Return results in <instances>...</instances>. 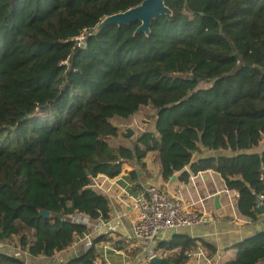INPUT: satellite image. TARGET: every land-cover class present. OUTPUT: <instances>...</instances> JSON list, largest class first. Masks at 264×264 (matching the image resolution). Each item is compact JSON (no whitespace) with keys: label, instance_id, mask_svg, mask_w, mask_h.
Here are the masks:
<instances>
[{"label":"trees","instance_id":"trees-1","mask_svg":"<svg viewBox=\"0 0 264 264\" xmlns=\"http://www.w3.org/2000/svg\"><path fill=\"white\" fill-rule=\"evenodd\" d=\"M142 1L0 0V242L16 237L23 252L0 248V264L67 249L91 230L72 222L76 213L108 219L92 179L114 178L124 161L143 165L153 151L163 180L181 172L188 182L186 167L214 170L239 193L243 215L260 211L264 0H164L173 13L153 19L149 36L135 21L77 44L104 17ZM145 106L154 108L152 126L110 157L108 141L119 135L113 118ZM202 148L218 154L194 159ZM108 240L97 236L77 257L47 264H96ZM159 246L172 252L170 264H186L198 243L177 233ZM236 250L230 264H264V231Z\"/></svg>","mask_w":264,"mask_h":264},{"label":"crops","instance_id":"crops-1","mask_svg":"<svg viewBox=\"0 0 264 264\" xmlns=\"http://www.w3.org/2000/svg\"><path fill=\"white\" fill-rule=\"evenodd\" d=\"M138 113L127 119L116 117L123 125L117 124L118 137L108 141L111 146L110 157L117 153L121 146H132L138 135L148 128V120ZM138 129H142L138 132L139 134H137ZM129 130L133 132L132 136H127ZM134 134L137 135L134 136ZM255 150H264V139ZM216 154L218 152L202 148L201 152L194 153V159ZM123 163L122 172L114 178L99 174L91 181L92 187L106 196L110 205V217L98 219L95 223L91 222L90 231L76 235L72 245L65 250L57 251L52 258L38 256L31 259L28 258L31 257L30 254L25 252L26 262H30L27 264L66 262L88 249L87 236L90 237V241H93L97 236L102 235L109 240L100 242L96 264H151L148 257L152 253L169 259V253L172 252L160 247L159 244L171 240L177 233L195 238L198 247L204 250L206 257L211 259L213 264H230L236 257L237 243L259 231H264V212L261 209L264 207V200L260 211L256 212V218L246 217L239 211V200L235 191H230L220 173L214 170L193 174L190 167H186L185 171L190 174L188 182L180 181L181 172H177L174 174L176 179L171 183V179L165 181L162 178L157 152L149 153L143 159V165L135 160ZM133 173H135L134 176ZM149 182H156L172 196L181 198L191 210L207 214L210 221L204 225L164 231L158 239L149 243L133 238L132 230L138 216L136 197L140 189ZM215 196H218V206H216ZM19 250V247L8 242L7 252L17 254ZM193 256L192 252L186 264H194ZM201 263L210 264L205 259H201Z\"/></svg>","mask_w":264,"mask_h":264},{"label":"built area","instance_id":"built-area-1","mask_svg":"<svg viewBox=\"0 0 264 264\" xmlns=\"http://www.w3.org/2000/svg\"><path fill=\"white\" fill-rule=\"evenodd\" d=\"M91 34L89 31H83L75 38L77 44L81 47L86 46L87 35ZM63 63H67L64 61ZM235 195L239 197V193L235 191ZM256 208H261L263 196L258 197ZM138 216L132 230V237L143 242H153L160 237L162 232L167 230L179 229L187 226L204 225L208 223L209 217L207 214L191 210L181 198L172 196L166 192L156 182H149L145 184L136 197ZM72 222L83 223L91 226L92 223L88 216L76 213L72 217ZM87 248L91 247L92 243L90 237L87 236ZM6 247L4 242H0V248ZM194 264H203L201 259L213 264L211 259H208L204 250L197 248L193 252ZM158 256L150 254L148 259ZM193 264V263H191Z\"/></svg>","mask_w":264,"mask_h":264},{"label":"water","instance_id":"water-1","mask_svg":"<svg viewBox=\"0 0 264 264\" xmlns=\"http://www.w3.org/2000/svg\"><path fill=\"white\" fill-rule=\"evenodd\" d=\"M173 10L165 5L164 0H143L140 4L130 7L126 11H121L117 13L110 14V16L104 17L95 28L91 29L92 34H98L106 28L107 25L116 24L118 26L128 25L131 22L139 21V27L136 32H144L148 36L151 33V23L153 19L161 15L172 14ZM133 132L129 130L127 136H132ZM176 179V175H173L170 182ZM216 206L219 205L218 196H215ZM264 212V207L261 208ZM41 215L44 217H49V212L47 210H42ZM151 264H170V260L167 257L155 256L150 259Z\"/></svg>","mask_w":264,"mask_h":264},{"label":"rangeland","instance_id":"rangeland-1","mask_svg":"<svg viewBox=\"0 0 264 264\" xmlns=\"http://www.w3.org/2000/svg\"><path fill=\"white\" fill-rule=\"evenodd\" d=\"M142 111H140L138 114H140L142 117H144L146 120H148L147 124H149L148 128L149 129L151 126H152V120H151V117L154 113V108L153 107H150V106H145L141 109ZM113 121L116 122V124H122L121 121L118 120V118H113ZM142 129H138L137 130V134H139L138 132L141 131ZM137 134H134V136H136ZM87 240V239H86ZM8 242L11 243V245H14L16 246L14 243H16V237H13L12 240H8L7 243H6V246L8 245ZM22 256H23V252L20 251L19 252ZM26 255V253H25ZM29 256V255H28ZM28 258H32V257H28ZM27 260V259H26ZM27 263H30L29 261Z\"/></svg>","mask_w":264,"mask_h":264}]
</instances>
